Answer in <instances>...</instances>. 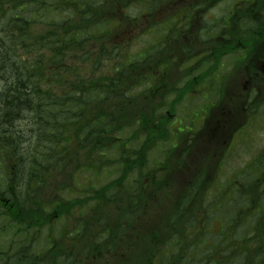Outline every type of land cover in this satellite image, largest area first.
Returning <instances> with one entry per match:
<instances>
[{
  "label": "trees",
  "instance_id": "obj_1",
  "mask_svg": "<svg viewBox=\"0 0 264 264\" xmlns=\"http://www.w3.org/2000/svg\"><path fill=\"white\" fill-rule=\"evenodd\" d=\"M132 1L0 0V235L17 239L0 245V264H264L263 215H247L261 193L237 190L247 244L212 236L193 210L212 164L195 165L203 182L185 194L188 162L162 102L180 91L171 64H151L166 48L129 53L107 28ZM112 168L120 175L99 187ZM149 208L158 216L140 224Z\"/></svg>",
  "mask_w": 264,
  "mask_h": 264
},
{
  "label": "flooded vegetation",
  "instance_id": "obj_2",
  "mask_svg": "<svg viewBox=\"0 0 264 264\" xmlns=\"http://www.w3.org/2000/svg\"><path fill=\"white\" fill-rule=\"evenodd\" d=\"M160 6L165 7L169 32L181 35L187 48L181 70L180 101L187 98L185 102L193 111L181 112L197 119L204 110L197 126L198 155L207 152L213 160L227 158L240 140L252 149L257 143L255 133L260 130L255 131L259 124L256 119L264 122V62L251 57L264 54V0H160ZM188 7L196 9L186 11ZM155 14L153 18H157ZM220 20L227 27L217 37L211 31H216ZM230 54H237L236 63L220 75L219 55ZM208 55L212 62H205ZM171 113L169 110L168 114ZM261 162L264 136L258 158L251 164ZM261 172L257 181L264 182V167Z\"/></svg>",
  "mask_w": 264,
  "mask_h": 264
},
{
  "label": "rangeland",
  "instance_id": "obj_3",
  "mask_svg": "<svg viewBox=\"0 0 264 264\" xmlns=\"http://www.w3.org/2000/svg\"><path fill=\"white\" fill-rule=\"evenodd\" d=\"M224 4L226 5V3ZM133 5L130 4L126 7V11L128 12V14L133 13L137 9L141 10L137 12L136 14L140 13L142 16V13L145 12L144 19L146 20V22H148L146 18L147 12L145 10H142L141 5H139L137 8H133ZM154 11L157 14V16L162 17L164 15L163 10L162 12H159L158 8H155ZM143 26H146V24L142 25V27ZM158 30H163V29H160V27H158ZM153 31L154 30H151L146 33H141L139 35H137V32L135 34L129 31L126 34H124V36L114 37V38L116 42H119L121 44H126L127 42H129V44L127 45V51L130 53V52H134L135 47H139L140 50H144L145 48L149 47L150 37H156V35L152 33ZM156 41L158 40L156 39ZM232 64H233L232 56L224 58V68L222 69V71H224L228 67H231ZM109 66L110 65L106 64L104 65L103 69L106 71L108 70ZM185 101H187V98L185 99ZM185 101H183L182 103H184ZM200 101L201 99H199L198 104L200 103ZM183 113H180V116H183L184 115ZM203 116H204V110H201V116L200 118H197V121L198 122L201 121ZM256 120L259 122V124L255 126V131L257 129H260L258 132L255 133L256 140H257L256 145L251 149L250 146H247L244 144L245 140H240L241 142L237 143L236 148H233L229 151L228 156L222 168H216V169L212 168L209 173L210 175L215 174L217 176L218 175L217 171L221 170V172L219 173V177L222 181V186L217 187V188H212V187L208 188L207 191H209L210 194L208 195V197H206V199L202 203H201L202 200L199 198L193 199V203H194L193 210L195 212H198L200 217L204 216V218L206 219L211 218L209 225H208V229L212 232V236L214 237L222 235L221 230H223V233L226 236V232H227L226 225L228 226L231 225L234 221H236V218L241 215V213L238 211L240 206L235 205L236 198H238L239 196L237 190H239L241 186H244L245 189H248L250 183H252L253 179L252 177L248 175V172L246 170L250 169L251 173L254 174L253 172L254 166L251 165L250 163H255V160L258 158L261 145H263L264 122L262 123V120L259 118H257ZM177 125H180L179 120L177 121ZM169 146L170 145H168V147ZM179 154H180L179 150L173 153L171 164L179 159ZM164 156H165V153L163 151L159 149H154L149 152L148 161L150 162V164L155 165L156 163H160L161 161H163ZM176 168H179V167L176 165ZM190 171H193V168H190ZM82 172H83V169H82ZM79 173L81 172L78 171V174ZM88 173L89 172H87L86 174L82 176L84 178L87 177L88 179L89 178ZM119 175H120V172L116 173L114 171V168L110 169L108 171V176L102 180V183L99 184V187H103L104 184L109 185L114 180H116ZM83 181L86 182V180H83ZM130 187L134 188L133 185H131ZM255 193H259V192H257L254 188V194ZM149 215L153 216L154 218L157 217L158 210H156L155 208H149L148 210H146L144 214L146 218H141L140 224L147 221L149 218ZM77 217H78L77 214L75 215L73 214L71 218L74 220V219H77ZM109 217L111 218L110 215ZM251 220H252L251 216L240 220L241 222L239 221V224L236 227V231L234 229L235 236H240L237 233V231H239L240 233H243L241 229L244 226H241V225H245L247 221L252 223ZM2 224H4V222L0 221V225ZM196 224L198 225V222H196ZM223 224L225 225L223 226ZM233 227H234V224H233ZM251 230L253 231L254 228ZM12 233L13 232L11 231L7 233H2V235H0V245L4 244L5 241H10V240H13V242H15L17 239L16 237L14 238L11 237ZM248 234H250V231L247 232V235ZM230 238H233V237H231L229 233V235L227 236V239L230 240ZM6 243L9 244L10 242H6ZM52 243L53 242H51L50 245ZM79 263L83 264L82 261Z\"/></svg>",
  "mask_w": 264,
  "mask_h": 264
},
{
  "label": "bare ground",
  "instance_id": "obj_4",
  "mask_svg": "<svg viewBox=\"0 0 264 264\" xmlns=\"http://www.w3.org/2000/svg\"><path fill=\"white\" fill-rule=\"evenodd\" d=\"M136 1L140 2L142 0H135V2ZM156 2H160V0H155V2L153 4H155ZM138 6L139 5L137 3H134L133 8H137ZM155 7L158 8L159 12H162V10H163V13H166L164 7H161L160 5L158 6L157 4H155ZM188 9L195 10L196 8L195 7H193V8L188 7L186 9V11ZM139 11H141V10L137 9L136 11H134L133 13H130V14L122 13V11L121 12L117 11V12L113 13L110 21H108L107 28L116 37H121V36H124V34H126L129 31H132V30H134V29H136L138 27H142V25L146 24V20L144 19L143 16H141L140 13L136 14ZM175 25L178 28L181 27V24L178 23V22H176ZM211 25H212V23L210 22L209 26H211ZM226 27H227V25L222 20H220L219 25L216 27V31L215 32L211 31V33L214 34V35H217V37H218V36L223 34V32L226 29ZM139 34H141V33L140 32L137 33V35H139ZM149 35H150V33H149ZM149 45H152V46H154L156 48H162V46L156 41V39H154V37H150V44ZM147 48H149V47H147ZM145 52H146V50L142 51V50L139 49V47H135L133 53L137 54L138 56H140V54H143ZM132 60H138V59L135 57ZM176 60H177L176 59V54H170L169 56H166L164 58L160 57V58L152 61L151 64L153 66H155L156 68L164 67L166 65V63H169L172 66ZM223 67L224 66L220 64V68H223ZM200 77L204 78L203 75L200 76ZM177 83L178 84H182L181 82H177ZM162 102H164L163 109L166 110V111H169V110H171L174 107L179 108V109H181L182 111H184L186 113H191L193 111V109L186 102L182 103L183 101H180V100L177 101V102H171L170 100L166 99V100H164ZM27 130L30 131V132H28V134L32 135L33 134L32 132L36 131V127L30 124L29 127L27 128ZM0 161L3 162V163H7L6 162L7 160H4V159H0ZM8 180H9V175L2 179V182L5 184L6 187L10 186V184L8 183Z\"/></svg>",
  "mask_w": 264,
  "mask_h": 264
}]
</instances>
